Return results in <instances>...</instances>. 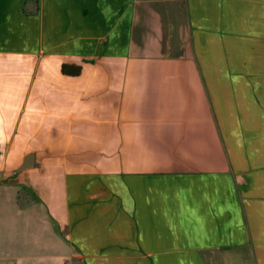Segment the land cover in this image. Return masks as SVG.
Returning a JSON list of instances; mask_svg holds the SVG:
<instances>
[{
  "label": "crops",
  "instance_id": "obj_1",
  "mask_svg": "<svg viewBox=\"0 0 264 264\" xmlns=\"http://www.w3.org/2000/svg\"><path fill=\"white\" fill-rule=\"evenodd\" d=\"M236 2L0 0V264H264Z\"/></svg>",
  "mask_w": 264,
  "mask_h": 264
},
{
  "label": "rangeland",
  "instance_id": "obj_2",
  "mask_svg": "<svg viewBox=\"0 0 264 264\" xmlns=\"http://www.w3.org/2000/svg\"><path fill=\"white\" fill-rule=\"evenodd\" d=\"M242 12V13H241ZM233 21L241 22L243 27V72L263 73V78H248L249 84L258 86L257 94L253 95L256 106L252 110H243V126L222 128L232 135L231 143L234 154L243 157H259L264 164V0H243V5L232 3ZM261 82V83H260ZM257 84V85H256ZM242 140V142H239ZM239 154V155H238ZM234 159L237 165L239 159Z\"/></svg>",
  "mask_w": 264,
  "mask_h": 264
},
{
  "label": "water",
  "instance_id": "obj_3",
  "mask_svg": "<svg viewBox=\"0 0 264 264\" xmlns=\"http://www.w3.org/2000/svg\"><path fill=\"white\" fill-rule=\"evenodd\" d=\"M33 165H34V154L29 153L23 158L21 164L16 169V172H21L23 170H26L30 167H33Z\"/></svg>",
  "mask_w": 264,
  "mask_h": 264
},
{
  "label": "trees",
  "instance_id": "obj_4",
  "mask_svg": "<svg viewBox=\"0 0 264 264\" xmlns=\"http://www.w3.org/2000/svg\"><path fill=\"white\" fill-rule=\"evenodd\" d=\"M79 71H80L79 67H73V66H69V65H66V64H63L61 66V72L63 74L75 76V75L79 74Z\"/></svg>",
  "mask_w": 264,
  "mask_h": 264
}]
</instances>
